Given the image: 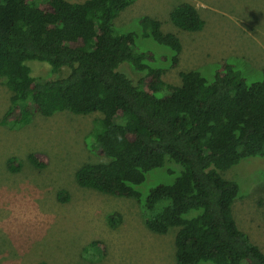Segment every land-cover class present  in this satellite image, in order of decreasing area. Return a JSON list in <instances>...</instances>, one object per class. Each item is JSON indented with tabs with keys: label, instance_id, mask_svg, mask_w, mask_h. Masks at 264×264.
Here are the masks:
<instances>
[{
	"label": "trees",
	"instance_id": "16d2710c",
	"mask_svg": "<svg viewBox=\"0 0 264 264\" xmlns=\"http://www.w3.org/2000/svg\"><path fill=\"white\" fill-rule=\"evenodd\" d=\"M134 1L0 0V82L10 92L0 124L16 128L37 115L99 113L84 144L106 161L82 164L75 172L79 186L137 200L154 233L177 229L175 264H264V252L233 215L238 182L224 175L242 160L264 159V68L253 81L225 59L212 76L197 68L181 71L179 84L166 82L182 43L148 15L137 17L139 33L116 26ZM169 18L184 31L204 27L188 2ZM139 36L171 53L140 48ZM33 60L49 65L48 78L32 74ZM28 159L37 169L48 164L43 153ZM15 161L7 160L12 172L20 168ZM163 167L177 175L143 196L137 187ZM67 198L58 193L59 200ZM107 219L115 227L119 214Z\"/></svg>",
	"mask_w": 264,
	"mask_h": 264
},
{
	"label": "rangeland",
	"instance_id": "374dc122",
	"mask_svg": "<svg viewBox=\"0 0 264 264\" xmlns=\"http://www.w3.org/2000/svg\"><path fill=\"white\" fill-rule=\"evenodd\" d=\"M184 2L198 10L204 21L201 31H184L171 23L170 12ZM144 15L158 19L161 29L175 32L182 43L177 66L163 76L166 82L179 84L181 71L197 68L212 76L215 63L225 59L234 61L251 80L261 79L264 0H135L115 25L139 33L137 19ZM137 39L142 49L171 53L152 39ZM28 63L36 77L50 76L47 63ZM123 70L134 81L138 79L128 65ZM66 73L63 70L59 76ZM9 97L0 82V120ZM99 116L60 112L50 117L37 115L23 127L0 124V264H175L177 229L154 233L146 227L137 200L76 182L75 172L82 164L106 161L84 144ZM31 153L45 154L47 166L35 168L28 159ZM11 157L20 165L16 172L7 166ZM164 168L146 174L137 187L143 196L156 183L175 178L177 174L170 175ZM224 175L238 182L240 196L233 204V215L239 228L264 252V159L242 160ZM59 192L67 193V200H59ZM114 212L119 220L111 227L107 218Z\"/></svg>",
	"mask_w": 264,
	"mask_h": 264
}]
</instances>
